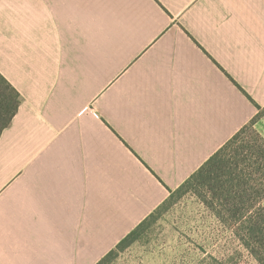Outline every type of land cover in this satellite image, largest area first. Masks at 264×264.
Returning <instances> with one entry per match:
<instances>
[{
    "label": "crops",
    "instance_id": "obj_1",
    "mask_svg": "<svg viewBox=\"0 0 264 264\" xmlns=\"http://www.w3.org/2000/svg\"><path fill=\"white\" fill-rule=\"evenodd\" d=\"M0 72V264H97L259 113L264 136V0H0Z\"/></svg>",
    "mask_w": 264,
    "mask_h": 264
},
{
    "label": "trees",
    "instance_id": "obj_2",
    "mask_svg": "<svg viewBox=\"0 0 264 264\" xmlns=\"http://www.w3.org/2000/svg\"><path fill=\"white\" fill-rule=\"evenodd\" d=\"M20 103L19 91L0 72V136ZM259 116L235 133L179 188L192 190L258 264H264V136L254 126ZM146 220L97 264H107L117 249L135 238Z\"/></svg>",
    "mask_w": 264,
    "mask_h": 264
},
{
    "label": "rangeland",
    "instance_id": "obj_3",
    "mask_svg": "<svg viewBox=\"0 0 264 264\" xmlns=\"http://www.w3.org/2000/svg\"><path fill=\"white\" fill-rule=\"evenodd\" d=\"M107 264L258 262L192 190L182 187L169 195L143 223L135 238L117 249Z\"/></svg>",
    "mask_w": 264,
    "mask_h": 264
}]
</instances>
